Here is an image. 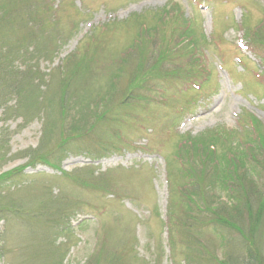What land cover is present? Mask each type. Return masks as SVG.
I'll list each match as a JSON object with an SVG mask.
<instances>
[{
    "label": "trees",
    "instance_id": "1",
    "mask_svg": "<svg viewBox=\"0 0 264 264\" xmlns=\"http://www.w3.org/2000/svg\"><path fill=\"white\" fill-rule=\"evenodd\" d=\"M49 9L43 0H0V106L5 120L23 111L27 103L24 96L33 93L28 98L33 101L27 111L31 114L25 120L45 112V134L52 112V106L50 109L46 104L56 100L59 118L53 122L54 129L59 136L67 129L74 134L73 138L77 135L78 141L74 139V143L79 148L76 149H85L93 157L109 149L105 146L100 149L98 140H91L90 133L98 122L119 124L120 121L124 125L132 115L130 111H139V116L144 118L148 115H144L146 110L150 113L156 103L167 106L175 103L178 96L170 86L174 82L184 83L185 96L196 92L188 85L200 79L203 67L200 62L210 52L213 41L185 18L179 7L129 17L123 25L134 29V36L109 64L98 57L100 42H86L88 47L83 48L84 52L81 50L80 55L67 59L63 72L48 77L40 73L39 67L41 59H51L56 50L53 43L56 28ZM222 33L220 30L213 35L215 43L222 42ZM247 35L253 44L249 47L242 41L240 48H251L257 57L260 55L263 66L264 24L261 23L258 31L248 30ZM181 58L183 64L171 63ZM256 65L249 59L245 71L250 72L254 84L264 91V70L259 71ZM23 68L26 71H20ZM102 72L107 85L89 90L92 95L89 98L78 99L77 91L88 90L85 86L88 80L94 78V73L99 76ZM123 72L129 78L125 87ZM33 84L37 85L38 93L33 90ZM13 94L18 96L17 107H10ZM190 102L186 101L183 107H189L186 104ZM101 103H104L102 108ZM72 114L68 126L63 127ZM151 114L157 118L155 111ZM243 116L239 128L218 126L196 136L179 134L172 142L174 160L166 155L171 177L166 227L178 234L185 250V264H264V126L255 116L247 115L248 119ZM171 120L174 119L169 117L167 122L172 124ZM124 141V137L116 134L115 142ZM66 142L67 138H62L56 148L61 150ZM6 144L2 134L0 160L4 158ZM48 149L47 142L42 140L37 148L25 151L24 156L32 166L54 164L55 149ZM22 170L19 167L0 173V224L3 223L6 232L12 229L24 237L26 245L20 247L18 264H63L71 248L78 245L75 238L71 240L70 218L81 206L79 198L67 195L55 200L42 187L24 193L13 183L8 188L14 176L22 175ZM71 177L74 183L93 189L106 191L111 184V178L96 175L90 167L74 171ZM16 225L21 228L17 229ZM78 227L84 228L82 223ZM58 235L66 240L58 242ZM125 244L129 250L97 251L85 264H120L126 253L130 259L137 256L135 248L131 250V245ZM1 253L6 251L0 249Z\"/></svg>",
    "mask_w": 264,
    "mask_h": 264
},
{
    "label": "rangeland",
    "instance_id": "2",
    "mask_svg": "<svg viewBox=\"0 0 264 264\" xmlns=\"http://www.w3.org/2000/svg\"><path fill=\"white\" fill-rule=\"evenodd\" d=\"M43 1L50 7L49 17L56 28L53 40L56 50L51 59H41L39 69L42 75L54 76L63 72L67 59L80 55L81 50L84 52L83 48L88 47L86 42H100L98 57L101 62L109 64L127 48L134 36L135 30L123 25L126 20L151 11L159 13L179 7L185 18L192 20L208 40L212 39L210 52L200 62L203 65L200 79L188 85L196 92L185 96L184 83L174 82L170 86L178 96L174 101L176 104L156 103L150 113L146 110L144 115H148L144 118L139 116V111H130L132 115L124 125L120 121L117 124L106 120L95 124L90 133L91 140H98L100 149L109 148L103 155L92 157L87 150L76 149L79 148L74 143V139L78 141L77 135L73 138L74 134L68 129L59 136L53 126L59 118L56 100L46 104L50 109L52 106V112L45 134V112L25 120L31 114L27 111L33 101L28 98L33 93L24 96L27 99L24 110H19L20 113L14 114L11 120H5L0 106V139L3 134L7 142L4 158L0 160V173L23 167L22 175L14 176L8 188L13 183L24 193L42 187L48 189L55 200L67 195L79 198L81 206L72 212L70 218L71 240L75 238L78 245L71 248L63 264H85L97 251L129 250L125 242L131 245V250L135 248L134 253H138L132 259L124 253L125 259L120 264H133L134 261L136 264H185V250L178 234L169 232L166 227L171 180L166 157H174L172 144L179 134L196 136L218 126L239 128L243 115L245 119L249 118L247 115L255 116L264 126V91L254 84L250 72L245 71L249 59L255 61L259 71L264 70V65L259 61L260 55L257 57L251 48H240L242 41L249 47L253 44L247 31H258L261 23L264 24V0ZM216 30L223 32L220 34L222 42H214ZM156 43L160 45L158 41ZM171 63L183 64L184 61L181 58ZM95 73L85 85L88 90L81 88L77 91L78 99L89 98L92 96L89 90L107 85L105 74L102 72L97 76ZM121 74L125 87L129 78L126 73ZM32 80L37 83V78ZM32 88L38 93L37 85L33 84ZM17 97L16 94L11 96L10 107H17ZM186 101H192L190 105L186 104L189 107H183ZM103 106L101 103L100 108ZM153 111L157 118H153ZM74 114L68 117L63 127L68 126ZM169 117L174 119L172 124L167 122ZM116 134L119 138L124 137L122 144L115 142ZM150 137L153 140H149ZM62 138H67V142L61 151L56 147ZM42 140L47 142L49 151L55 149L54 164L29 165L24 152L37 148ZM86 167L94 169L96 175L111 178L106 191L73 182L71 174ZM81 223L84 228L78 227ZM16 227L21 228V225ZM0 236V249L6 251V254H0V264H18V253H22L20 247L26 245L23 244L24 237L16 235L12 229L10 233L6 232L3 223L0 224ZM65 240L58 235V242ZM29 241L34 243L32 238Z\"/></svg>",
    "mask_w": 264,
    "mask_h": 264
}]
</instances>
